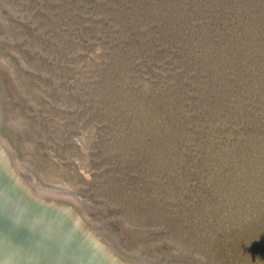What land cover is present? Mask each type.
I'll return each mask as SVG.
<instances>
[{
	"label": "rangeland",
	"instance_id": "1",
	"mask_svg": "<svg viewBox=\"0 0 264 264\" xmlns=\"http://www.w3.org/2000/svg\"><path fill=\"white\" fill-rule=\"evenodd\" d=\"M253 14L248 0H0V103L25 131L3 122L13 155L73 188L123 259L264 264V233L212 207L218 164L228 179L251 137L264 144Z\"/></svg>",
	"mask_w": 264,
	"mask_h": 264
},
{
	"label": "bare ground",
	"instance_id": "2",
	"mask_svg": "<svg viewBox=\"0 0 264 264\" xmlns=\"http://www.w3.org/2000/svg\"><path fill=\"white\" fill-rule=\"evenodd\" d=\"M12 151L10 142L0 136V177L9 179L16 188L25 191L35 202L31 207L33 212L42 219L45 218L46 223L42 221L39 229L36 223L41 220L37 219L36 215H24V218L19 215L15 222L0 219V229H9L17 238L27 240L31 244L37 243L42 248L40 254H35L10 241L17 250L18 259L0 255V264H76L77 260H80L79 264H141L115 255L103 243L97 236V231L94 232L90 227L86 216L80 210H75L67 200L73 198V188L46 179L28 162L16 159ZM19 169L31 174L30 181L20 176ZM10 176L13 177L12 180ZM1 204L0 208H3ZM61 237L63 245H67L64 248L66 257L56 246L57 239ZM71 255L74 256L75 263L69 261Z\"/></svg>",
	"mask_w": 264,
	"mask_h": 264
},
{
	"label": "water",
	"instance_id": "3",
	"mask_svg": "<svg viewBox=\"0 0 264 264\" xmlns=\"http://www.w3.org/2000/svg\"><path fill=\"white\" fill-rule=\"evenodd\" d=\"M249 4L253 2L258 14L252 15L253 19L259 24H263L262 31H264V0H248ZM251 16V17H252ZM263 19V23L260 21ZM251 24L254 26L253 21ZM251 26V25H250ZM252 26V27H253ZM250 28V27H249ZM40 71V70H38ZM22 89V86H19ZM69 107L70 106H66ZM0 136L4 137L3 131V122L13 127L17 131H21L22 133L24 127H22L21 120L18 118H13L11 124L6 120L5 108H3L0 103ZM152 123V120L149 121ZM6 137V136H5ZM258 138V137H257ZM255 138V136L251 137L250 143L248 146L254 147L257 151V154L252 151L251 147H244L243 150H239L237 152L236 160H232V174L229 175V178L226 179L224 177L222 166L218 164V167L215 173V198H213V209H215L216 217L218 218V222L226 223L231 218L232 220L227 225L231 226L233 231L243 230V235L246 238L251 237L253 240L257 236L256 230L258 229V234L264 233V205L263 207H259L255 202L258 201V197H262L264 199V144H260V140ZM8 140V138H6ZM10 142V140H8ZM13 147L12 143L10 142ZM14 148V147H13ZM15 150V154L17 157L21 158ZM223 153V152H222ZM227 158V157H226ZM224 158V160L226 159ZM229 161V160H228ZM227 161V162H228ZM20 176H24L26 181H30V177L27 172L19 169L18 170ZM9 173V172H8ZM19 176V175H18ZM12 180L13 177L10 176ZM32 188H35L34 185H31ZM13 188V189H12ZM254 189L259 190V193L254 192ZM66 199V198H65ZM71 202L72 207L75 210H79L78 207L72 199H67ZM0 203L3 208H0V219H4L6 221L15 222L16 218L19 215H36V212H33L32 206L35 203L31 200L28 194L23 191L21 188H16L14 183H11L8 180H4L0 177ZM264 203V202H263ZM84 212L83 210H81ZM6 217V218H5ZM37 219L41 220L37 222V226L44 219L37 216ZM24 218V217H23ZM126 219H123L125 221ZM15 225V224H12ZM152 225V224H151ZM255 225L256 228L252 227ZM140 227V226H139ZM136 230H143L138 227H134ZM224 230V229H223ZM252 230V231H250ZM250 231V232H249ZM234 234V233H233ZM68 237V235H64ZM63 237V235H62ZM61 238L57 239L58 245L57 248L61 251L66 257L65 247L67 245H63V240ZM10 241L15 242V244L24 250L35 252V254H40L42 252L41 245L31 244L27 240H23L17 238L16 235L10 233L9 229H0V255L5 257H10L11 259L17 258L16 249L11 245ZM76 243V242H75ZM70 250V249H69ZM71 251V250H70ZM77 260V259H76ZM75 263V258L73 255L70 256V260ZM80 260L76 261V264H79ZM148 264H154L150 262Z\"/></svg>",
	"mask_w": 264,
	"mask_h": 264
},
{
	"label": "trees",
	"instance_id": "4",
	"mask_svg": "<svg viewBox=\"0 0 264 264\" xmlns=\"http://www.w3.org/2000/svg\"><path fill=\"white\" fill-rule=\"evenodd\" d=\"M252 227L256 228V226H255V225H252Z\"/></svg>",
	"mask_w": 264,
	"mask_h": 264
}]
</instances>
